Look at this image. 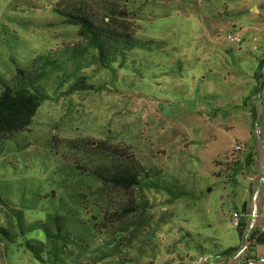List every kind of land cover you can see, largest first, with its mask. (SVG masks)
I'll list each match as a JSON object with an SVG mask.
<instances>
[{"label":"rangeland","instance_id":"374dc122","mask_svg":"<svg viewBox=\"0 0 264 264\" xmlns=\"http://www.w3.org/2000/svg\"><path fill=\"white\" fill-rule=\"evenodd\" d=\"M111 2L110 8L120 12L112 13L118 22L142 40L165 41L166 54L141 52L144 66L119 70L118 77L102 71L92 78V90L64 93L65 75L49 77V98L32 123L0 140V226L10 228L6 213L12 209H21L26 222L75 208L82 217L90 216L100 182L73 166L132 157L159 168L156 180L184 193L166 204L163 194L145 192L156 201L149 212L171 216L152 237L145 261L191 264L203 253L212 258L228 246L236 247V254L252 212L254 178L261 184L256 190L264 187L254 116L258 82L253 84L251 76L264 48V14L261 7H248L264 0ZM67 3L72 1L0 0L1 79L37 55L79 39L77 27L54 10ZM106 5L96 9L104 13ZM176 58L182 61L181 77L172 74ZM77 196L87 208L80 207ZM112 196L123 201L129 194ZM255 228L254 221L250 232ZM22 243L18 236L5 247L0 238V264H41Z\"/></svg>","mask_w":264,"mask_h":264},{"label":"trees","instance_id":"16d2710c","mask_svg":"<svg viewBox=\"0 0 264 264\" xmlns=\"http://www.w3.org/2000/svg\"><path fill=\"white\" fill-rule=\"evenodd\" d=\"M71 1L54 10L64 23L77 27L79 39L37 55L25 67L16 66L9 79L0 78V140L11 139L32 123L40 104L49 98V77L57 73L65 75L68 83L64 93L92 90L96 88L92 78L102 71H112L118 77L119 70L129 73L131 68L144 66L141 52L166 54L165 41L142 40L118 22L113 14L120 12L110 8L115 4L112 0ZM127 1L115 0L119 4ZM104 3L109 7L106 5L102 13L96 6ZM181 63L179 58L173 61L172 74L182 76ZM60 80L61 87L65 81L63 77ZM249 160L248 155L246 161ZM73 168L79 170L78 174L100 182L93 193L94 201L89 204L91 215L82 217L75 208L72 213L56 211L47 213L44 219L26 222L21 209H12L6 213L10 228L0 226L5 247L21 236L24 248L41 264H151L145 258L152 237L171 216L163 212L155 217L149 212L156 201H149L145 192L154 190L163 194V202L170 204L183 197V191L174 192L160 183L156 180L161 172L159 168L144 165L132 157L110 156L85 166L79 163ZM115 191L129 196L116 201L112 199ZM80 207L87 208L81 202ZM241 208L246 211L247 203H242ZM35 231L41 232L42 237L28 236ZM249 240L264 244V230L253 229ZM235 250L236 247L228 246L217 255L231 256Z\"/></svg>","mask_w":264,"mask_h":264},{"label":"crops","instance_id":"0c3cea01","mask_svg":"<svg viewBox=\"0 0 264 264\" xmlns=\"http://www.w3.org/2000/svg\"><path fill=\"white\" fill-rule=\"evenodd\" d=\"M248 7H249V10H252L254 7H261L263 8L262 14H264V2H257V3L249 5ZM259 67H261L260 71H262L261 72L262 73V89L255 98L256 100H255V110H254L255 115L254 116L256 117L255 119L257 123L258 133H259V136L261 138V143H262L261 154L264 158V48L259 53V58H258V63L256 65V69L252 72V75H251L253 78H255V81H253V84L256 81L258 82V80H256L257 79L256 74H257V69ZM250 89H252V85ZM253 187H254V184H253ZM262 192H264L263 186L259 190L255 191L254 201H252L251 203L253 210L257 208V213H256L254 221L256 222V229H259V230H264L263 229L264 227V197L263 196L264 195ZM259 194H260V197H259ZM258 197L260 201L258 200ZM250 217H251V214H250ZM249 219L247 220V222L249 221ZM248 243L249 244L245 252L246 257H249V258H254L258 256L264 257V244L257 243L254 241H249ZM234 256L235 254L231 256L216 255L210 258L209 263L211 262V264H240V261L236 259Z\"/></svg>","mask_w":264,"mask_h":264},{"label":"built area","instance_id":"2783aa9c","mask_svg":"<svg viewBox=\"0 0 264 264\" xmlns=\"http://www.w3.org/2000/svg\"><path fill=\"white\" fill-rule=\"evenodd\" d=\"M237 41H239V38H236ZM237 147H239V145H237ZM236 218L238 217V214L235 213ZM238 224V223H237ZM264 229V227H263ZM246 250L247 247L246 245H244L243 248H239V250L236 252L235 254V258L238 259L240 261L241 256L244 257V261L242 262V264H264V257L263 256H258V257H254V258H249L246 257ZM210 260V257L205 255V254H201L198 257H196L195 259H193L191 261V264H206L208 263Z\"/></svg>","mask_w":264,"mask_h":264},{"label":"water","instance_id":"95a60500","mask_svg":"<svg viewBox=\"0 0 264 264\" xmlns=\"http://www.w3.org/2000/svg\"><path fill=\"white\" fill-rule=\"evenodd\" d=\"M262 71H260V74H259V77H258V84H257V95L258 93L261 91L262 89ZM261 184L257 181L256 178H254V187H253V198L255 196V191H256V188L257 187H260ZM259 197H260V194H259ZM259 197H258V200H259ZM260 201V200H259ZM258 201V202H259ZM256 213H257V208L255 210L252 209V212H251V217L249 219V221L246 223V229H245V233H244V236L242 238V244L240 246V248H243L244 247V244L245 242H249V238H248V234L253 226V223H254V220H255V216H256ZM244 261V257L241 256V259H240V264H242V262Z\"/></svg>","mask_w":264,"mask_h":264}]
</instances>
